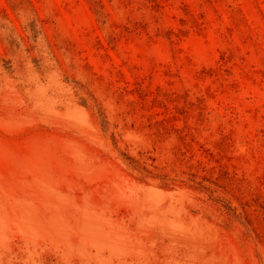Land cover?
<instances>
[{
    "label": "rangeland",
    "instance_id": "obj_1",
    "mask_svg": "<svg viewBox=\"0 0 264 264\" xmlns=\"http://www.w3.org/2000/svg\"><path fill=\"white\" fill-rule=\"evenodd\" d=\"M0 264H264V0H0Z\"/></svg>",
    "mask_w": 264,
    "mask_h": 264
}]
</instances>
